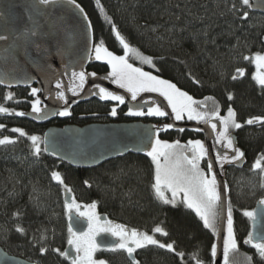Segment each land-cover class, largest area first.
Wrapping results in <instances>:
<instances>
[{"label":"trees","instance_id":"trees-1","mask_svg":"<svg viewBox=\"0 0 264 264\" xmlns=\"http://www.w3.org/2000/svg\"><path fill=\"white\" fill-rule=\"evenodd\" d=\"M76 2L90 20L94 44L103 40L110 51L123 55L122 46L112 32V24H115L130 45L139 53L151 56L155 64L153 68L131 56L129 61L134 67L175 83L195 99L214 97L221 107V115L229 106L235 109L237 120L243 126L234 129V133L238 147L245 153L246 163L241 169L229 167L226 170L227 195L239 241L238 249L229 254L228 264H264L256 250L243 243L250 231V220L243 211L251 209L255 196L264 193L257 188L258 180L250 172L252 162L264 153V124H244L252 116H264V92L252 79L253 63L243 57L264 52V16L245 8L249 18L241 20L238 17L242 13L229 10L233 3L239 8L240 0ZM236 68H244L245 75L234 81L231 76ZM87 72L100 75L108 73L109 68L95 60L88 65ZM32 89L0 87V104L9 109L8 113L0 114V124L5 125L0 128V138L16 137L18 134L11 131L16 127L29 134L42 132L43 136V125L15 115L16 111L31 110V101L35 98L31 95ZM8 93L13 94L12 100L5 99ZM228 93L233 94L232 100L228 99ZM208 107H213L212 101H208ZM69 111L68 117L56 118L55 124L61 126L66 121L83 126L92 118L114 120L112 116L103 115L109 111L106 100L93 99ZM120 119L122 121L123 116ZM157 120L160 126L168 124L165 117ZM189 134L193 138L198 136L196 131L168 129L162 131L159 138L184 141L190 138ZM52 171L61 173L64 183L76 189L82 203L96 202L106 217L129 228L152 233V229L160 225L169 235L156 234V238L164 243L175 242L176 252L185 253L180 258L173 252L149 246L137 251L140 264H195L194 254H198L204 264H213L210 249L214 232L205 228L196 213L183 203L166 205L156 199L151 189L149 161L127 154L94 168H73L43 152L40 157H34L26 137L15 144L0 145V245L10 254L39 264H70L51 250L40 254L39 247L30 242L33 236L39 239L47 229V245L61 251L64 246L63 232L67 228L64 190L60 193L62 185L51 179ZM15 212L21 214L19 218L13 216ZM17 224L27 229L26 236L15 231ZM102 257L109 264H130L119 252L106 251Z\"/></svg>","mask_w":264,"mask_h":264},{"label":"snow or ice","instance_id":"snow-or-ice-1","mask_svg":"<svg viewBox=\"0 0 264 264\" xmlns=\"http://www.w3.org/2000/svg\"><path fill=\"white\" fill-rule=\"evenodd\" d=\"M57 0H39L42 5L55 4ZM69 3L76 5V0H69ZM99 4V0H97ZM264 6V5H258ZM76 7H79L76 5ZM253 7L252 0H240V7L237 8L233 3L230 11L234 13H242L238 18L246 20L249 18V12L244 11L245 8L251 9ZM101 10H103L101 8ZM81 13L83 12L80 9ZM86 19V17H85ZM109 22L110 18H109ZM112 32L115 38L122 46L123 55H117L110 51L104 45V41L93 45L94 56L89 53L88 59H95L96 61H104L110 67V72L104 79L111 80L120 89H125L130 94L131 100H137L140 93H159L167 101V106L170 107L171 113L165 111L160 104L152 101L147 105V111H144V105L137 106L135 109L129 108L128 115L132 116H155L166 117L171 116L174 120L189 121L195 120L203 122L211 127L214 136V143L219 144L224 149L223 151H216L213 158L209 148L202 140L190 139L186 144H181L179 140L169 142L167 140L159 139V132L167 131L175 125L168 123L162 127H156L151 138V142L146 144L142 149L146 156L151 158L153 165L151 189L156 199L166 205H176L183 203L187 208L193 209L196 215L203 222L205 228L211 229L214 233L220 234L217 228V219L226 220L224 231L226 234L222 235L224 264H228L229 253L238 249V238L234 228L233 209L230 199L227 198L228 185L226 183L220 184L217 180L216 167L219 166L221 170L225 165L242 163L245 153L236 146L235 138L231 135V130L239 129L243 125L237 120V113L231 106L227 108V114L221 115V107L214 97L206 96L202 100L195 99L188 92L181 90L175 83L169 80L162 79L160 76L153 75L152 72H146L140 67H134L129 63V54H133L142 63L151 65L155 68L153 58L138 52L133 48L126 38L117 29L115 24H112ZM37 33L35 29L31 30V35L35 36ZM7 37L0 35V40H6ZM239 42V41H238ZM38 47V46H37ZM244 60L254 63L256 71L252 74V79L257 86L264 92V52H256L250 56H244ZM245 75L244 68H236L234 74L231 76L232 80H238ZM95 77L96 73H86L81 70L79 72H72L73 83L67 88V91L72 92L73 95H78L79 91L84 89V85L88 77ZM24 82H27L26 80ZM5 80L0 79V84H4ZM199 83V81H196ZM62 83L57 80L55 96L58 100L64 101L62 110L48 111L41 108L42 101L36 96L40 89L33 88L31 95L35 97L31 101V113L15 112V115L23 117L31 115L32 113H44L43 117L37 115V118H47L48 115L69 116V106L65 91L61 90ZM91 94L98 96L101 100L115 101L118 104L125 103V96L117 92L110 91L100 84H94ZM13 94H6L5 99L12 100ZM228 99H233V94L228 93ZM208 101H212L213 107L209 109ZM9 109L0 106V114H6ZM111 116L117 115V107H112L110 111ZM216 121V122H214ZM217 122L221 125V130L217 131ZM244 124L255 125L264 124V116H252L244 121ZM5 125L0 124V128ZM11 131L18 134L16 137L4 136L0 138V145L15 144L19 139L26 137L30 141V152L34 157H40L42 152L49 150L48 134L44 136L37 134H29L23 128H12ZM180 132L185 131L184 128L179 129ZM193 131L201 132L203 129L195 128ZM43 145V147H42ZM52 155H57L55 151ZM206 161V171L201 167V161ZM251 170L258 171L262 177L259 187L264 190V153L257 156L251 166ZM51 179L63 186L65 192L64 208L68 216L67 226V244L69 248L61 251L60 248H50L46 241L47 229H45L39 239L33 236L30 242L34 247H39L40 254H46L50 250L66 260L70 264H109L104 259H97L95 254L100 251H108L117 253L123 251L127 254L130 264H140L135 258V253L139 249H146L149 246H154L158 249H165L169 252L175 253L178 257L183 258L185 253L176 252L175 242L164 243L156 238V234L167 237L169 234L165 229L157 225L152 229V234L148 232H141L136 228L129 229L126 225L115 224L107 218H102L97 214L96 202L81 205L76 199L71 196L72 189L65 183L59 171L51 172ZM88 182L85 181V184ZM257 204L260 208V215L264 216V197H261ZM84 211H81V208ZM19 212L13 213L14 217H20ZM243 215L252 221V229L248 232L243 243L251 245L261 260H264V225L257 228V210H244ZM81 219L87 221V228L83 231L77 230L76 224ZM15 231L21 235H27V229L20 224L15 225ZM102 233H106L115 238L111 241L105 242L104 239L100 241L97 237ZM44 245V246H40ZM211 256L217 255L218 246L213 243L211 245ZM195 259V264H204V261L198 258V254L192 256ZM251 261V257H248ZM39 264V262H36Z\"/></svg>","mask_w":264,"mask_h":264},{"label":"water","instance_id":"water-1","mask_svg":"<svg viewBox=\"0 0 264 264\" xmlns=\"http://www.w3.org/2000/svg\"><path fill=\"white\" fill-rule=\"evenodd\" d=\"M252 4L253 7L249 11L264 16V6H258L264 5V0H252ZM76 5L69 3V0H57L55 4L50 5H42L39 0H0V35L7 37L6 40H0V79L5 80V83L0 84V87L17 89L35 86L36 89H40L38 94L42 101L41 108L49 113L62 110L64 106V101L58 100L55 96L57 80L63 85L61 90L66 93L69 110L78 103H84L91 99L101 100L98 96L91 94L92 91H95L93 85L100 84L110 91L124 95L127 110L130 107L135 109L140 105H144L143 110H147L145 101L148 103L155 101L165 111L171 113L167 101L156 93H142L137 97V100H131L129 93L115 86L111 80L104 79L108 73L88 77L84 89L79 91L78 95L67 91L68 86L73 83L72 72L81 70L86 72L88 65L95 61V59H88L90 52L93 55L94 45L90 20L82 6L77 2ZM80 9L83 10L82 13ZM33 29L37 33L35 36L31 35ZM25 80L27 82H24ZM25 113H31V110ZM37 115L43 117L44 113H32L24 117L36 125L48 124L57 117V115H48L47 118H37ZM165 118L168 123L175 125L170 129L172 131H179L180 128H184L185 131H193L195 128L203 129L199 133H201L202 141L209 148L213 158L216 151L224 150L221 145L214 143L215 133L212 132L209 125L178 122L171 116ZM156 127L162 126L143 121L89 123L83 126L50 125L43 133V136L45 133L48 134L49 150L43 153L70 167L90 169L127 154L146 155L145 151L138 149H142L151 142ZM219 130H221V125L217 122V131ZM231 135L235 138L238 147L236 135ZM53 151L57 155H52ZM245 163L244 157L242 163L225 165L223 170L217 166L215 171L218 183H226V170L229 167L241 169ZM226 196L228 198L227 193ZM65 198L63 191L64 203ZM253 209H256L258 213L257 228H259L264 225V216L260 215L257 202ZM100 216L106 218L105 214ZM225 226L226 220L218 218L217 228L220 234L214 233V243L217 244L218 251L217 255L213 257V264H223L224 262L222 235L226 234ZM75 227L77 230L83 231L87 228V221L81 219ZM251 230H253L252 221H250ZM101 239L108 242L115 238L102 233L97 237L98 241ZM69 247L67 244L64 249ZM0 264L36 263L10 254L0 245Z\"/></svg>","mask_w":264,"mask_h":264},{"label":"flooded vegetation","instance_id":"flooded-vegetation-1","mask_svg":"<svg viewBox=\"0 0 264 264\" xmlns=\"http://www.w3.org/2000/svg\"><path fill=\"white\" fill-rule=\"evenodd\" d=\"M88 68V67H87ZM86 72H87V69H86ZM97 75V74H96ZM30 88V87H29ZM91 100H93V99H91ZM91 100H89V101H91ZM95 100H97V99H95ZM89 101H87V102H89ZM98 101H100V100H98ZM84 103H86V102H84ZM84 103H78V104H84ZM77 104V105H78ZM76 106V105H75ZM74 106V107H75ZM114 106H116L117 107V115L116 116H112L111 117V115H110V111H111V109H112V107H114ZM74 107H72V108H74ZM71 108V109H72ZM108 113H104L103 115H109L112 119H114V120H111V119H109V118H106V117H102V118H105V119H109L110 120V122L109 121H107V123H111V122H133V121H143V122H152V123H154V124H158L157 123V119L154 117V116H132V115H128V110H127V107H126V105H125V103L124 104H118V103H113V102H108ZM144 111H147V110H144ZM95 115V114H94ZM121 116H123V120L121 121V119H120V117ZM56 118H64V117H61V116H58L57 115V117ZM102 118H92V119H102ZM92 119H89V120H92ZM88 120V121H89ZM54 122V124H55V122H56V119L53 121ZM166 123H168V121H167V119H166V121H165ZM184 122V121H183ZM89 123H95V122H87V123H85V125L86 124H89ZM66 124H73V125H78V124H75V123H72V122H66L65 121V123L63 124V125H66ZM79 126H82V125H79ZM231 134H235L234 133V129L231 131ZM190 139H192V140H194V138L193 137H191V138H188V139H186V140H182V141H180V142H184L185 144L187 143V141L188 140H190ZM132 155H134V154H132ZM126 156V155H125ZM137 156H139V157H142V158H144L145 160H147V161H149L150 162V164H151V158L150 157H147L146 155H137ZM124 157V156H123ZM120 158H122V157H120ZM119 159V158H118ZM105 163V162H104ZM202 164H203V167H204V169L205 170H207L206 169V161L205 160H203L202 161ZM102 165V164H101ZM151 168H152V171H153V165L151 164ZM115 222V221H114ZM115 224H119V223H115ZM129 228V227H128ZM129 229H131V228H129ZM139 231H141V230H139ZM141 232H144V231H141ZM249 247H251V245L249 246ZM138 251V250H137ZM110 253H112V252H110ZM119 253H122V255L126 258V260H128L129 261V259L127 258V254L125 253V252H123V251H120ZM137 253V252H136ZM136 253L134 254L135 255V258L137 259V256H136ZM138 260V259H137ZM69 263H70V261H68ZM130 262V261H129Z\"/></svg>","mask_w":264,"mask_h":264},{"label":"rangeland","instance_id":"rangeland-1","mask_svg":"<svg viewBox=\"0 0 264 264\" xmlns=\"http://www.w3.org/2000/svg\"><path fill=\"white\" fill-rule=\"evenodd\" d=\"M93 56H94V51H93ZM131 56H133V58L137 61H140L139 59H137L136 58V56L135 55H133V54H129V58L128 59H130L131 58ZM101 62H103V63H105L106 64V62H104V61H101ZM129 63H130V61H129ZM107 65V64H106ZM253 65H254V63H253ZM108 66V65H107ZM108 68H109V72H110V67L108 66ZM144 71H146V70H144ZM256 71V68H255V65H254V72ZM146 72H148V71H146ZM115 85V84H114ZM115 86H117V85H115ZM118 87V86H117ZM33 88V87H32ZM119 88V87H118ZM123 90H125V89H123ZM126 91V90H125ZM144 93H147V92H144ZM140 94H142V93H140ZM156 94H159V93H156ZM108 102H113V103H118V102H115V101H108ZM0 106H2L1 104H0ZM16 112H20V111H16ZM227 114V110L225 111V113H224V115H226ZM62 117V116H61ZM65 117H68V116H64V118ZM95 122V123H104V122H107V119H105V118H102V119H92V120H89L88 122ZM180 121H184V122H193V123H203V122H199V121H195V120H192V121H189V120H187L186 118L184 119V120H179L178 122H180ZM54 123V122H53ZM232 131V130H231ZM40 136H42V132L40 133ZM160 139V138H159ZM161 140H164V139H161ZM168 141V140H167ZM169 142H173V141H169ZM181 144L183 145V144H185L184 142H181ZM254 162V161H253ZM252 162V163H253ZM251 166H252V164H251ZM201 167L202 168H204L203 167V164H202V161H201ZM250 170H251V167H250ZM206 171V170H205ZM251 172V174H253L254 175V177L253 178H255V179H257L258 180V185H257V188H259L260 189V187H259V183L261 182V180H262V177H261V175L259 174V172L258 171H253V170H251L250 171ZM57 183V182H56ZM239 183V181L238 180H236L235 182H234V184H238ZM233 184V185H234ZM69 188H71L72 189V192H71V194L73 195V197L76 199V201L78 202V203H80L81 205H86V204H90V203H82V201H81V199H80V197H79V195H78V193H77V191H76V189L75 188H73L71 185H68V184H66ZM236 188H237V186H235ZM256 188V189H257ZM62 191H63V186H61V188H60V193H62ZM237 191H238V189H237ZM255 197H257L256 199H255V202L256 201H258L261 197H264V193H263V195H259V196H255ZM78 198V199H77ZM255 202H254V205H255ZM254 205H253V207L251 208V209H249V210H252L253 208H254ZM85 209L82 207L81 208V211H84ZM193 210V209H192ZM96 212H97V214H99V215H102V214H105V213H103V211L102 210H100V208H99V206L97 205V207H96V210H95ZM194 211V210H193ZM195 212V211H194ZM67 214H66V219H67ZM108 220H111L108 216L106 217ZM112 221V220H111ZM66 222H67V220H66ZM114 222V221H113ZM114 223H117V222H114ZM67 226H68V224H67ZM209 230H211V229H209ZM212 231V230H211ZM144 232H147V231H144ZM213 232V231H212ZM149 233V232H148ZM149 234H152V233H149ZM160 235V234H159ZM63 240H64V246H63V249H62V251L64 250V247L67 245V237H68V232H67V228H66V230H65V232H63ZM101 255L100 257L99 256H97V255ZM103 254H106V251H104V250H100V251H98L96 254H95V257L97 258V259H104L102 256H103ZM230 254V253H229ZM105 260V259H104Z\"/></svg>","mask_w":264,"mask_h":264},{"label":"bare ground","instance_id":"bare-ground-1","mask_svg":"<svg viewBox=\"0 0 264 264\" xmlns=\"http://www.w3.org/2000/svg\"><path fill=\"white\" fill-rule=\"evenodd\" d=\"M31 87H33V88H35V86H31ZM38 94V93H37ZM39 95V94H38ZM39 98V97H38ZM155 117V116H154ZM156 119H160V118H162V117H155ZM54 121V120H53ZM53 121L52 122H50V123H48V124H44L43 126L45 127L44 128V131H45V129L48 127V126H50V125H56V124H54L53 123ZM104 123H107V122H104ZM56 126H58V125H56ZM61 126H64V125H61ZM44 133V132H43ZM189 136H190V138H191V135L189 134ZM194 139H199V140H202V135H201V133H199L198 132V136H196ZM135 155V154H134Z\"/></svg>","mask_w":264,"mask_h":264}]
</instances>
